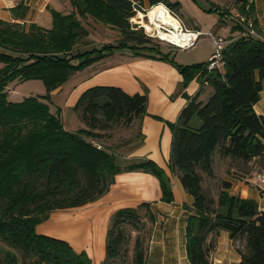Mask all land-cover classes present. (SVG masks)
Segmentation results:
<instances>
[{
    "label": "trees",
    "instance_id": "1",
    "mask_svg": "<svg viewBox=\"0 0 264 264\" xmlns=\"http://www.w3.org/2000/svg\"><path fill=\"white\" fill-rule=\"evenodd\" d=\"M69 2V11L49 8L48 28L0 19V264H93L85 251H76L64 239L38 233L36 226L51 211L97 200L119 172L154 174L161 200H173L170 179L153 160L119 165L97 140L109 136L115 125L129 127L139 120L145 114L146 93L129 94L121 87L102 84L86 88L72 107L83 123L74 131L64 127L59 108L50 109L52 90L120 48L160 55L176 65L183 83L197 73L200 85L212 87L205 101L198 94L190 97L177 120L169 122L168 166L193 198L183 205L188 211L185 237L190 264H214V237L220 230L228 231L240 253L239 264H264V210L252 198L231 194L230 183L217 179L213 170L215 154L241 163L258 158L264 165V114L254 110L264 80V38L247 33L238 22L231 30L242 33L229 38L221 67L207 70L208 60L179 65L168 57L169 51L163 53L148 43L141 30L130 28L129 18L134 8H142L143 0ZM146 2L151 7L163 3L173 13L180 5V1ZM235 4L241 13L254 12L248 0H235ZM26 10L20 1L12 14L22 19ZM203 10L219 18L228 13ZM85 18L117 28L122 38L81 50L78 44L88 34L82 22ZM15 79H40L46 93L9 100L6 87ZM155 220L147 201L115 211L101 264H146Z\"/></svg>",
    "mask_w": 264,
    "mask_h": 264
},
{
    "label": "crops",
    "instance_id": "2",
    "mask_svg": "<svg viewBox=\"0 0 264 264\" xmlns=\"http://www.w3.org/2000/svg\"><path fill=\"white\" fill-rule=\"evenodd\" d=\"M20 1L27 7L22 19L14 18L12 14V8ZM248 2L253 4L254 19L259 30L257 35L264 37V0H248ZM49 8L69 11L71 4L69 0H0V19L34 22L48 28L51 26ZM218 18H211L212 26L207 29H212L215 31L214 34L222 37L227 35L236 37L240 31H232L229 25L218 21ZM198 28L201 30L199 25ZM212 53H209L204 61L178 58L179 60L174 62L179 65L205 62ZM85 70L87 71L85 78L73 84L66 97L65 104L70 110L79 95L93 85H114L129 94L146 93L145 114L139 120H133L127 127V130L134 129L130 136L128 132H124L125 134L117 137L115 142L109 139L110 135L97 140L114 154L115 161L119 165L144 159L153 160L168 175L173 200L170 202L161 200L159 180L154 174L123 171L115 174L108 190L97 200L77 207L51 211L48 220L37 224V232L64 238L76 251H85L93 264H101L105 257L106 234L113 213L118 209L135 207L140 202L147 201L150 202L156 220L148 244L146 264H190L185 237L188 211L183 205L190 204L193 198L185 191L178 176L168 166L172 141L169 122L177 120L190 97L198 94V98L205 101L212 92V87L208 84L200 85L197 73L183 83V75L174 63L160 55L136 54L130 48L116 49ZM61 89L62 85L52 91ZM62 107H59L60 114ZM254 110L258 114H264V80H262L260 99L254 104ZM67 121L66 126L63 120L67 130L74 131L83 127L79 115ZM117 131L115 134L119 133ZM257 163L258 158L241 163L232 161L228 157H221L219 154L213 156L215 176L230 183L229 192L254 199L259 208L264 210V193L258 189L253 177V166ZM52 222H56L55 227L50 226ZM63 223L66 225H62ZM214 240L215 248L212 251L214 264H239L240 253L236 250L228 231L220 230Z\"/></svg>",
    "mask_w": 264,
    "mask_h": 264
},
{
    "label": "rangeland",
    "instance_id": "3",
    "mask_svg": "<svg viewBox=\"0 0 264 264\" xmlns=\"http://www.w3.org/2000/svg\"><path fill=\"white\" fill-rule=\"evenodd\" d=\"M167 1H170V2L180 1V5L178 6V8L174 9V13L176 15L173 12H171L170 9L166 5H164L163 3L162 4L168 9V11L174 17L178 19V21L181 24V27L184 30H186L187 32L200 30L198 28V25L201 28L200 31H202V29L203 30L206 29L205 31H202L203 33L201 35L198 36L194 46H192L191 48L179 49L176 46V44H173L171 42H168L166 40H163L157 37L156 33L151 31V28L153 27L151 24H149V27L146 25L145 21L143 20V17L141 16L142 13L145 15L152 13V11L156 7H158L159 3L151 7L149 6L148 2H142V8L136 7L134 9V14L129 18V22H130V28L132 30L136 32L141 30V32L144 35V38L145 37L149 38L148 40L149 44L159 46V48L163 52L169 50V52L167 53L168 57L174 59L175 61H177L178 58H182L183 60H203L204 61L206 59V56L209 53L214 52V45L211 43V38L206 32L207 31H210L212 33L215 32L212 29H207V28H209V26H212L211 18L213 17L216 18L219 16L216 13L206 12L203 9H212V10L218 9L217 12L219 13L228 11V13L225 16L221 17L223 18V20L218 18V21L225 22L230 27L234 26L235 23H238V22L241 23L237 19H239V17L243 18L245 16V19H249L248 25L249 23L251 24L253 31L255 32L254 34L258 36L257 33L259 32V30L256 31V28H255V23H254L255 19H254V14H253L254 12H252L251 14L239 12L236 9L235 0H197L200 6L197 5L194 2V0H167ZM145 19L147 20V16L145 17ZM82 22L87 28L88 34L83 39V41L78 44V48H81V50H84L85 48H91L93 46L98 48L99 46H101L102 43L117 42L122 38V35L119 32V30L108 24L102 23L100 21H95L91 18H85L82 20ZM244 25L246 26V28H250L247 25V23H245ZM241 33L242 32H239L237 33V35H240ZM258 37L264 38L261 35ZM224 38L227 41H229L230 40L229 38H231V36L227 35ZM129 42L135 43V40H130ZM197 62H201V61H197ZM87 67L76 71L72 76H70L62 84L61 90H55V91L50 92V100H49L50 109L51 111L56 112V110L60 106H63L60 117L62 121L64 120L66 126L68 125V121H67L68 119H71L72 117H75V115H78V112L72 109L70 110V108L67 107V104H65L66 97L69 91H71V89L73 88L72 87L73 84H76L78 80L81 81L85 78V76L87 75V71L85 69H87ZM6 90L8 92L7 98L12 101H20L26 96L41 95V94L46 93L45 85L43 81L40 79H27V80H22V81L15 79L14 81H11L8 83ZM132 130H127V127L123 125H119V126L115 125V129L113 133L112 132L110 133L109 139L115 142L117 137H120L123 134H125L124 132H128L129 133L128 136H130V134L132 133ZM116 131L119 132L120 134L119 133L115 134ZM257 168H264V165L257 163L255 166H253V170ZM48 219H49V216L48 218L44 219L42 223H44ZM50 236H54V235H50ZM54 237H57V236H54ZM61 239H64V238H61Z\"/></svg>",
    "mask_w": 264,
    "mask_h": 264
},
{
    "label": "bare ground",
    "instance_id": "4",
    "mask_svg": "<svg viewBox=\"0 0 264 264\" xmlns=\"http://www.w3.org/2000/svg\"><path fill=\"white\" fill-rule=\"evenodd\" d=\"M146 25L149 27L151 24L153 27L151 31L156 33V36L171 42L173 44L184 45L186 41L192 38L190 32H187L181 27L180 22L174 17L163 4H158L152 13L141 15ZM147 16V20L145 17ZM56 222L50 223V226L55 227ZM62 225H66L63 223ZM67 229V228H66Z\"/></svg>",
    "mask_w": 264,
    "mask_h": 264
},
{
    "label": "built area",
    "instance_id": "5",
    "mask_svg": "<svg viewBox=\"0 0 264 264\" xmlns=\"http://www.w3.org/2000/svg\"><path fill=\"white\" fill-rule=\"evenodd\" d=\"M237 20H239L243 24L247 23V25H248L249 19H245V16L243 18L239 17V19H237ZM248 26L250 27V28H247L248 32L254 34L255 32L253 31V28H252L250 23ZM189 32L192 35V38L189 39L188 41H186V43L184 45L177 44L176 46L179 49L191 48L192 46H194L198 36L203 33L200 30L189 31ZM206 33H208V35L211 38V43L214 45V52L209 56L208 63L206 64V69L210 70V69L218 68V67L222 66V64H223L222 50L228 41L224 37L217 35V34H214L210 31H207ZM253 177H254V181H255L256 185L258 186V189L262 193H264V168H257L255 170H253Z\"/></svg>",
    "mask_w": 264,
    "mask_h": 264
}]
</instances>
